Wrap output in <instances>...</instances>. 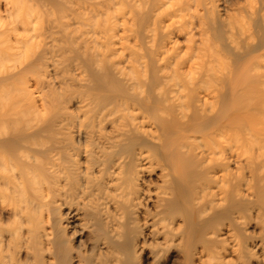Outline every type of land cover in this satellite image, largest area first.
Instances as JSON below:
<instances>
[{"label":"bare ground","instance_id":"6f19581e","mask_svg":"<svg viewBox=\"0 0 264 264\" xmlns=\"http://www.w3.org/2000/svg\"><path fill=\"white\" fill-rule=\"evenodd\" d=\"M75 1L31 6L50 15L65 6L70 20H56L63 33L79 23L86 50L75 68L45 62L74 31L59 45H43L41 34L24 40L22 21L0 31V68L37 54L0 74V264L115 263L138 241L124 230L130 212L154 197L143 222L152 235L167 243L181 234L187 264L195 254L202 264H230L226 246H213L222 230L214 217L264 231V0ZM70 2L77 15L66 12ZM41 72L53 85L39 96L42 82L29 85L28 73ZM154 161L164 185L151 190L140 177ZM172 194L188 213L184 231L168 206ZM208 210H219L213 221ZM249 232L232 236L239 263L264 264V249L252 252L263 242Z\"/></svg>","mask_w":264,"mask_h":264},{"label":"rangeland","instance_id":"374dc122","mask_svg":"<svg viewBox=\"0 0 264 264\" xmlns=\"http://www.w3.org/2000/svg\"><path fill=\"white\" fill-rule=\"evenodd\" d=\"M35 1L36 0H0V8H1V15H2V18L0 19V31L1 30H3V29H5V27L7 26V25H9L11 22H13V21H22V22H24V25H25V27H26V29H25V27H24V29L26 30H24L23 29V27H21V31L20 32H22V35H21V33H20V35H21V37L24 35H26L25 36V39L26 38H33V39H36V38H38V37H36V35L37 36H39V34H41V35H44V37H46L45 38V40H44V37H43V39H42V44L43 45H45L46 43L48 44V45H53V44H58L57 43V41H59V40H61V39H63V38H65V36L66 35H63V34H65V32L67 31V33H69V32H73V35H72V33L69 35V36H71V37H69L68 35V39H67V41L69 42H67V46H66V44H64V48H63V50H62V52L61 53H59L57 56H55L54 58H52V59H48V60H46L45 62H47L52 68H56V67H60L61 68V70L63 69V70H65L64 68H66L67 69V67H71V68H75V66L76 65H78V64H83L84 63V60H83V58L80 56L81 55V53H83L84 52V49L86 50V47H83L84 46V41L83 40H85V36L84 37H82V35H81V32H80V28H81V26L79 25H77V24H79V23H73L71 26H65V28L66 27H68V28H66V29H68V30H66V31H64V33H63V31L60 29L62 26H59L60 24H58L60 21H63V23H64V21L65 20H70V18H68V17H66V15L65 16H63L64 15V13H63V9H64V7H63V9H62V4H60V5H62L60 8L61 9H58V7H56L55 9H54V12L56 11H58V13H59V10H60V14H61V16L58 14V16L56 17V15L55 14H51L50 15V13H48V12H45V9L43 10L42 9V7H41V9H40V11L42 10V12H40V13H43V15L42 14H40L39 12L38 13H36L38 10H39V5H37L36 3H35ZM75 0H72V2H74ZM9 2V3H8ZM23 2V3H22ZM33 2V3H32ZM62 2V1H61ZM72 2H70L71 4H76V1L74 2V3H72ZM7 3V4H6ZM22 3V4H21ZM35 3V4H34ZM69 3V4H70ZM68 4V5H69ZM74 4V10H72L71 9V7H69L70 8V10L68 9V8H65L66 9V12L68 13V12H70V13H68V15L70 14H72V15H74V14H76L77 15V10H78V7H77V9L75 8L76 7V5ZM34 6V7H32V8H34V9H38L37 11L36 10H32L31 9V6ZM36 5L38 6V8L36 7ZM66 5H67V3H66ZM7 6H9V7H7ZM12 6H14V7H12ZM70 6V5H69ZM5 7V8H4ZM68 7V6H67ZM73 7V6H72ZM8 8H14V10H15V13H13V15H11V16H9V14L6 12V9H8ZM11 9V10H12ZM58 9V10H57ZM33 11V14H32V11ZM76 10V12L75 13H72V11H75ZM31 11V14L29 13ZM79 11V10H78ZM67 13H65V14H67ZM41 15V16H40ZM69 15V16H70ZM71 15V16H72ZM55 16V17H54ZM64 17H66V18H64ZM55 19L53 22H51V23H49L50 21H52L53 19ZM22 19V20H21ZM50 19V20H49ZM28 20H30V21H28ZM59 21V22H57V21ZM74 20V22H77L75 19H73ZM34 21V22H33ZM45 21H46V25H45ZM22 22H20V23H22ZM31 22V23H30ZM35 22H36V24H35ZM55 22H57L56 24H58V29H57V25H55L54 26V23ZM70 23H72L73 21H69ZM29 23V24H28ZM43 23V24H42ZM67 23V21H65V23L64 24H66ZM51 24V25H50ZM52 24H53V27L56 29H53V28H50L49 27V25L50 26H52ZM3 25V26H2ZM24 25H22V26H24ZM63 25V24H62ZM28 26H32V27H28ZM46 26V27H45ZM50 28V29H52L51 31L53 32H51L50 31V33L48 34L49 35V37L47 36V34H45L46 33V31L47 30H50V29H47L48 27ZM64 26H63V28H64ZM73 28V29H71V28ZM29 28V29H28ZM43 28V29H42ZM65 28L63 29V30H65ZM70 28V29H69ZM23 29V30H22ZM28 29V30H27ZM42 30H44V31H42ZM72 30V31H71ZM49 32V31H48ZM81 35V36H80ZM102 34H100L99 36H101ZM24 36L22 37L23 39H24ZM63 36V37H62ZM41 37V36H40ZM40 37H39V39H40ZM24 39V40H25ZM27 40V39H26ZM31 40V39H30ZM23 41V40H22ZM74 41H76V42H74ZM24 42V41H23ZM72 42V43H71ZM22 44H24V43H22ZM21 44V45H22ZM70 44V45H69ZM25 45V44H24ZM59 45V44H58ZM0 46H1V44H0ZM27 46H28V44H27ZM27 46H25V47H27ZM3 47H6L5 45L3 46ZM34 58H37V54L35 55V56H32L30 59L29 58H25V56L24 57H21L20 58V56H16V58L14 57V58H12V60H9V61H5L4 62V69L2 68V73L0 72V74H2V76L3 75H5L9 70L12 72V73H14L13 72V70L16 72H18V70H21V69H23L24 67H26V66H28V64H29V60L30 61H32ZM14 59V60H13ZM40 63H42V61H40ZM70 65V66H69ZM2 66V65H1ZM0 68V69H1ZM49 69H51V68H49ZM6 71V72H4V71ZM11 72H8L9 74H11ZM75 73H77V72H75ZM29 74V76L32 78L31 79V83L29 84V85H32V82L33 81H35V78L37 77L41 82H42V84H41V89L40 90H42V91H40V92H37V94L39 95V96H41V94L43 95L44 93H46V92H48L49 90H50V88H51V86L50 85H53V84H49L50 82L49 81H51V79L49 80L48 78H51V76H46V74H44V73H38V74H33V73H28ZM8 75V74H7ZM47 85V86H46ZM48 85L50 86V88L48 87ZM31 88H34V86H31ZM43 88V89H42ZM49 88V89H48ZM36 94V95H37ZM39 98H41V97H39ZM53 115V114H52ZM52 117V116H51ZM39 124H41V122L39 123ZM55 128H56V125H55ZM208 136H210V138H211V135H208ZM208 136L206 135V137L205 136H203V137H205L206 139H208L207 141H206V139L204 138V141H205V143L207 142H209V141H211V139H209L208 138ZM203 137L201 138V140L203 139ZM217 139H219V138H217ZM203 143V142H202ZM218 150V149H217ZM155 161H158V160H156V159H154ZM155 161L153 162V166H152V168L151 169H149V168H147L146 169V171H148V172H145V173H143L142 175H141V177H140V182H142V184L143 185H145L146 187H149L151 190H155L158 186H161V184H163L164 185V183L161 181L162 179L160 178V171H161V167H160V165L158 164L157 165V163H155ZM149 165V164H148ZM147 164H145L144 166L145 167H147L148 166ZM154 166H155V168H154ZM159 166V167H158ZM154 168V169H153ZM220 178V177H219ZM218 179V178H217ZM216 179V180H217ZM220 180V179H219ZM146 183V184H145ZM215 191H216V193L218 192L219 194H221V195H219L218 196V199H217V201L220 199V204L221 205H223L224 207L225 206H228V202H229V198L227 197V192H226V190H225V188L224 187H219V189H218V187L216 188V189H214ZM201 192H203L202 190H200ZM221 192V193H220ZM223 193V194H222ZM175 195H177V194H172L170 197H169V199L168 200H171V203L172 204H174V205H172L171 206V203H170V205H168L169 206V209H170V211H171V213H174V215L176 214L177 215V218H176V222H175V226L178 228V227H180L181 226V230L182 231H184L185 230V227L187 228V225H184L185 223H183L184 222V217L183 216H185L184 214H187L188 215V213L187 212H185L186 211V207L185 206H183V204H181L180 203V199L179 198H177L178 197V195L177 196H175ZM175 196V197H174ZM226 197L228 198V199H226ZM155 199H153L152 201H146V203L144 204V205H146V207L144 206L143 208L144 209H142V211L141 210H137V212L135 211L134 212V214H133V212L131 211V210H133L132 208H131V210H129V208H128V211L127 212H125V215H126V213H129V211H131L130 212V214L132 213V217L130 216V215H128L127 214V216H126V219H128L129 217H131V218H129V220L127 221V224H126V228L124 229L125 230V232L127 233V232H129V234L132 236V238H136V239H138V241L137 240H135L136 242H134V239H133V242H134V246L133 247H131V249H130V252H129V254H123V255H115V263H114V261H112V259H111V257H109V259H108V261H107V264H187L186 263V261H187V259H186V254H185V252H186V248L187 247H184L183 248V246H187L185 243V241L183 242L182 241V235L181 234H178V236L177 237H175V239L174 240H172V241H170V242H167L166 243V241L165 240H163V238L161 237H155L154 235H152V233L148 230V229H151L150 228V225L148 226V223H147V226H146V222L145 223H143L145 220H144V218L146 219V214H145V212L146 211H150V212H153L154 211V201L156 200V197H154ZM223 198V199H222ZM222 199V200H221ZM177 200H179V201H177ZM170 202V201H169ZM168 202V203H169ZM219 202H217L218 204H219ZM222 203H224V204H222ZM179 204V205H178ZM220 205V206H221ZM181 206V207H180ZM183 206V207H182ZM219 206V207H220ZM68 207V206H67ZM73 207L74 206H72V207H70V209H73ZM173 207H174V209H173ZM185 207V208H184ZM218 207V208H219ZM224 207H223V209H224ZM220 208H222V206L220 207ZM68 209H69V207H68ZM127 209V208H126ZM126 209H125V211H126ZM217 209V208H216ZM215 209V210H216ZM146 210V211H145ZM184 210V211H183ZM215 210H211L212 212H213V214H212V212H211V214H210V210H208V211H206V216H203V217H205V219H206V217H207V220L208 219H212V221H213V216H214V211ZM220 210V209H219ZM219 210L218 211H215V213L217 212L218 214H219ZM134 211V210H133ZM175 211V212H174ZM185 212V213H184ZM207 212L210 214H207ZM216 213V214H217ZM143 214V215H142ZM178 215L180 216L179 218H178ZM229 215V214H228ZM231 215V214H230ZM225 216L224 215V217L223 218H219L218 219V217L216 218V217H214L215 218V220L213 221V222H215L214 224H216L217 223V226L219 225V227L221 228L222 227V230L221 231H219L218 233H217V236L215 235V236H213L214 238H212V240H213V246L217 249V248H219V249H221V251L223 250L222 248H224L225 246H226V250H225V257H226V260L227 261H229L230 262V264H241V261H240V263H239V260L240 259H238V257L236 256V255H238L237 254V252L235 251V249L237 248L236 246H235V240L233 239V237H235V236H237V237H244L245 236V234L244 233H247L248 231H250L249 233H251V234H254V235H257L258 236V234H259V241L260 242H263L262 243V245H261V248H259V249H257V250H255L254 251V249H252L253 251L252 252H255V253H257V254H260V252H261V249L263 248L264 249V241L262 240V239H264V233H263V238H262V236H261V234L260 233H262V232H264V231H262L261 232V226H256V224H255V222H252V224L251 225H249V227H248V231H246V230H244L245 228H244V226L243 225H241V224H237L236 222H234V220H233V218L231 217V216ZM144 216V217H143ZM212 216V217H211ZM217 216V215H216ZM128 217V218H127ZM186 217H188V216H186ZM209 217V218H208ZM231 217V218H230ZM134 219V220H133ZM139 221H138V220ZM204 219V218H203ZM218 221V222H217ZM219 221H221V222H219ZM131 222V223H130ZM149 222V221H148ZM232 223V224H231ZM136 224V225H135ZM145 224V225H144ZM179 224V225H178ZM214 224H213V227H214ZM231 224V225H230ZM140 226V227H139ZM144 227V228H143ZM257 227V228H256ZM189 228V227H188ZM187 228V229H188ZM142 230V231H141ZM181 231V232H182ZM177 232V231H176ZM180 232V233H181ZM87 234V233H86ZM85 234V235H86ZM88 235V234H87ZM180 235V236H179ZM233 236V237H232ZM82 237V236H81ZM180 237V238H179ZM84 238L86 239L87 237L85 236H83L82 237V239L84 240ZM225 238V239H224ZM81 239V238H80ZM79 239V240H80ZM184 239V238H183ZM218 239V240H217ZM224 239V240H223ZM185 240V239H184ZM198 240V239H197ZM197 240H196V242H197ZM141 241L142 242H144L145 243V248H142V246L140 247V245L138 246V244L139 243H141ZM187 241V240H186ZM200 241H201V239H200ZM199 241V242H200ZM224 241H225V243H224ZM224 243V244H223ZM135 244H137V245H135ZM185 244V245H184ZM201 242L199 243V244H197V249L199 250V249H201L200 247H202L201 246ZM166 245V246H165ZM200 245V246H199ZM221 245V246H220ZM144 247V246H143ZM221 247V248H220ZM133 248H135V249H133ZM228 250V251H227ZM233 250H234V252H233ZM259 250V251H258ZM185 251V252H184ZM224 251V250H223ZM226 251H227V253H226ZM159 252V253H158ZM132 253V254H131ZM87 255H88V253H87ZM95 256V255H94ZM198 256V257H197ZM196 256V254H195V256H194V258H195V260H194V264H202L201 263V261H199L200 260V258L199 257H201L202 258V255H200V254H198ZM94 258V257H93ZM95 258H97V255H96V257ZM94 258V259H95ZM99 258V257H98ZM95 259L94 260V262H97V264H98V262H100V260L99 259ZM112 258H114V257H112ZM116 258H117V260H116ZM122 258V259H121ZM198 258V259H197ZM204 258V260H206V256H204L203 257ZM251 258V259H250ZM252 258L253 257H248V260L250 261L251 260V263H253V264H257L256 262H258L259 261V259L258 258H256V257H254V259L252 260ZM77 258L75 259V258H73V263L75 264V263H77ZM111 260V261H110ZM117 261V262H116ZM237 262V263H236ZM96 264V263H95Z\"/></svg>","mask_w":264,"mask_h":264}]
</instances>
